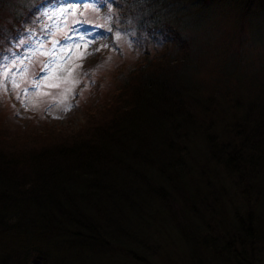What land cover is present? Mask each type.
Here are the masks:
<instances>
[{
  "label": "trees",
  "instance_id": "obj_1",
  "mask_svg": "<svg viewBox=\"0 0 264 264\" xmlns=\"http://www.w3.org/2000/svg\"><path fill=\"white\" fill-rule=\"evenodd\" d=\"M214 1L231 4L241 30L225 37L231 49L207 55L182 30L185 8L200 22ZM63 3L0 0L3 62L37 34L46 5ZM105 4L137 49L112 72L110 96L76 126L43 123L11 135L0 120V264H172L160 237L174 233L194 264L202 253L211 264H256L264 251V50L244 58L242 26L264 0ZM250 44L264 49L263 24Z\"/></svg>",
  "mask_w": 264,
  "mask_h": 264
},
{
  "label": "rangeland",
  "instance_id": "obj_2",
  "mask_svg": "<svg viewBox=\"0 0 264 264\" xmlns=\"http://www.w3.org/2000/svg\"><path fill=\"white\" fill-rule=\"evenodd\" d=\"M62 2L61 5H46L37 19V34L33 33L37 36L32 35L29 42L20 43L18 46L22 50L14 51L9 62L0 60V69L10 76V79L0 76L3 83L0 120L11 135L24 126L35 129L43 123L76 126L90 109L100 106L110 96L116 86L112 78L115 68L123 62L132 63L136 58L137 49L131 46L130 35L115 27L113 7L108 4L101 7L95 0ZM61 8H68L70 13L76 9V13L51 18L44 15ZM94 8L96 11L92 10ZM185 10L188 15L184 17L186 28L182 33L194 38L195 45L201 44L200 50L209 55L218 54L226 47L231 49L224 42L228 39L225 37L231 32L238 34L241 29L236 19L238 13L228 1H214L200 22L193 15L196 11L192 5ZM182 11L180 7L174 14ZM250 20V27L248 20L244 28L242 26L244 36L248 38L244 58L256 61L255 55L264 49L250 42L257 26L261 29V24L264 25V8L254 7ZM85 33L88 34L85 42H80L78 36ZM232 200L238 209L242 206L236 198ZM228 208L230 212V205ZM169 233L172 235L173 229H169ZM160 239L171 255L172 264H194L186 245L175 233L172 240L166 234H161ZM172 242L173 247L170 246ZM201 256L206 259L203 264H211L207 262L206 253ZM256 264H264V251Z\"/></svg>",
  "mask_w": 264,
  "mask_h": 264
},
{
  "label": "snow or ice",
  "instance_id": "obj_3",
  "mask_svg": "<svg viewBox=\"0 0 264 264\" xmlns=\"http://www.w3.org/2000/svg\"><path fill=\"white\" fill-rule=\"evenodd\" d=\"M95 2L101 7L106 6L105 0H95ZM92 10L96 11L95 8L92 9ZM75 13H76V9H72L71 13H70L68 8H61L58 11L53 9V11H51L50 13L46 12V13H44V15H47V16H49L51 18V17H59V16H65L66 17L69 14L75 15ZM77 23H79V21H77ZM87 35H88L87 33H85L84 35H79L78 36L79 41L80 42H85ZM68 39H70V37ZM20 43L24 44V43H27V42L22 40V41H20ZM54 43H58V41H54ZM2 59H3V57L0 56V60H2ZM0 76L4 77L5 79H10V76H9L8 72L4 71L3 69H0ZM14 86L18 87V85H14ZM0 88H3L2 81H0Z\"/></svg>",
  "mask_w": 264,
  "mask_h": 264
}]
</instances>
